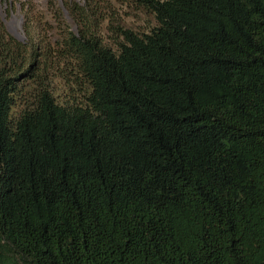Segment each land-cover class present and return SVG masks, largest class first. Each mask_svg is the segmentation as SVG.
I'll list each match as a JSON object with an SVG mask.
<instances>
[{"label":"trees","instance_id":"obj_1","mask_svg":"<svg viewBox=\"0 0 264 264\" xmlns=\"http://www.w3.org/2000/svg\"><path fill=\"white\" fill-rule=\"evenodd\" d=\"M119 1L0 35V264H264V0Z\"/></svg>","mask_w":264,"mask_h":264},{"label":"rangeland","instance_id":"obj_2","mask_svg":"<svg viewBox=\"0 0 264 264\" xmlns=\"http://www.w3.org/2000/svg\"><path fill=\"white\" fill-rule=\"evenodd\" d=\"M82 8H87L85 14ZM79 15L82 22L89 18L99 25L97 33L108 45L115 25L142 33L152 24V17L119 0H0V35L20 42L42 36L52 46L67 29L76 31Z\"/></svg>","mask_w":264,"mask_h":264}]
</instances>
